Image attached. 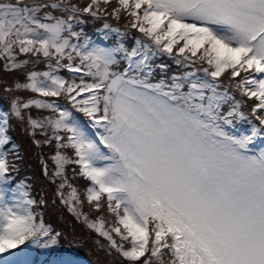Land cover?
Wrapping results in <instances>:
<instances>
[{
  "label": "snow or ice",
  "instance_id": "obj_1",
  "mask_svg": "<svg viewBox=\"0 0 264 264\" xmlns=\"http://www.w3.org/2000/svg\"><path fill=\"white\" fill-rule=\"evenodd\" d=\"M85 14L113 44L76 30ZM163 55L184 71L155 79ZM0 61L23 73L0 112V254L61 236L12 175L15 117L55 141L57 196L121 264H264V0H0Z\"/></svg>",
  "mask_w": 264,
  "mask_h": 264
},
{
  "label": "rangeland",
  "instance_id": "obj_2",
  "mask_svg": "<svg viewBox=\"0 0 264 264\" xmlns=\"http://www.w3.org/2000/svg\"><path fill=\"white\" fill-rule=\"evenodd\" d=\"M108 23H110L113 27H120L122 31L124 30V21L117 23L116 21L112 20L111 22L108 21ZM129 33L135 34V36L139 35L138 33L135 32V30H130ZM111 35L115 36V34H111ZM132 39H135V37ZM104 45L108 46V44L107 45L104 44ZM41 66L43 67V65ZM41 66L38 65V68L43 69L41 68ZM61 75H65V74H61ZM17 78L23 79V73L19 70L11 71V72L4 71L3 61H0V89L4 91L5 84L11 85L13 81ZM23 93H16V94L22 95ZM3 95L4 93H0V98ZM6 95L8 97H11V94L9 93H6ZM8 109H9V106L7 107V104L5 102H0V112L7 111ZM29 111H31V114L34 118L42 116V115L43 116L49 115V114H41L39 113L38 110H32V108ZM32 132L33 130L30 129V127L28 126L26 119L24 121H20V120L14 121L13 117L10 119V124H9V128L7 131V135L11 139H10L9 144L6 145L7 147L5 149L11 150V146L15 144L14 140L12 139L13 134L15 138L17 139L16 141L19 142L22 140L17 145V149L15 150V152H11V154H12V157L14 158V163L16 164V167H18L17 169L23 171L24 174H26V168H24V164H26V162H24L25 161L24 155L27 156L28 150L30 148L27 146V142L29 141L31 143L28 136H30ZM74 175H75V182L72 181V184L75 187H77V189H80L79 191L81 193V198H83V190L86 187H84L83 185V187L80 188L78 185V183H80L78 180V176L76 175V173ZM65 192H67V189H65ZM57 200H60L59 196H57L56 199H54V197H51L48 201L45 202V205L48 208L44 211V214L46 215H42V216L44 219L47 218L48 216H52V214L56 216L53 221L63 228V232H61L62 237H63L62 239L63 250L62 251L63 253L70 254V256L67 259L62 258L60 259V261L58 260L52 263L50 262L40 263L38 261L37 263H32V264H60V262H62L61 264H71L74 262H79L76 258H73L71 256V254H76L79 252L83 253V255L82 256H79L78 254L76 255L78 257L85 258L86 264H121V259L115 253L114 250L112 254L109 255L107 251L105 250V248L101 247V245H107V241L105 240V238L102 236H99L93 230L88 229L82 221H78L75 218V216L68 211V208L66 205H59V204L55 205V201ZM83 210L85 212H89V206L86 201L84 203ZM94 215H99V214L95 212L90 213V216L92 218H95ZM46 225L48 224L46 223ZM71 245L75 247L76 249L75 251H73V248L68 247ZM20 247H24L26 249L28 256L30 255V253H33V250L35 249L34 244H28L27 246H20ZM22 262L24 264H31L30 259L26 258L24 256V252H22L21 250H19L18 253L15 252V250H12L10 253L0 254V264H21ZM81 264H85V263L81 262Z\"/></svg>",
  "mask_w": 264,
  "mask_h": 264
},
{
  "label": "trees",
  "instance_id": "obj_3",
  "mask_svg": "<svg viewBox=\"0 0 264 264\" xmlns=\"http://www.w3.org/2000/svg\"><path fill=\"white\" fill-rule=\"evenodd\" d=\"M81 19L83 20V23L81 25H79L78 27H76V30L79 31L81 30V28L83 29L84 33L86 35H96V30L97 29H102L103 23H104V19H94L90 16H88L87 14H85V16H82ZM109 22H111V19H108ZM129 39V38H128ZM110 41L114 42L113 40V36L110 37ZM41 66V65H40ZM41 68H43L41 66ZM182 68L177 69V72L181 71ZM170 69L167 68V71L164 72L165 75H169ZM61 74H65L67 76V78H70V74L66 73L65 71H62ZM0 93H4V95L0 98V102H5L7 105H10V99L11 97H8L6 95V93L0 89ZM22 95L24 96H29V95H34L32 93L29 92H25ZM237 98L239 97V94L237 93ZM52 99V98H49ZM62 99V98H60ZM6 100V101H5ZM63 103H65V101L62 99ZM251 103L250 101H248L247 103V107H245L243 110L246 113H250V108H251ZM69 107H71L69 105ZM32 110H38L39 113L41 114H50L47 110H39L36 108H32ZM73 111L75 112V110L73 109ZM31 114V111H29ZM32 115V114H31ZM76 115H78L80 118H86L84 117L83 113H76ZM34 118V117H33ZM14 121H17L18 119L13 117ZM43 130L42 129H36L35 130V134L33 135V132L30 136H28L29 140L31 141V143L28 141L27 139V146L30 147L27 153V156L24 155V162H26V164H24V168H26V174H24L23 171L17 169V171L13 172L12 175L15 178L16 182H20V181H24V183L26 185H29V191H30V195L32 198H34L37 202H39L41 199H43L44 203L43 204H39L38 203V207L35 208V210L39 213H41L42 215H46L44 214V211L48 208L45 205V202L48 201L51 197H54V199L57 198L56 192H57V185L59 183V179H57L56 183H53L51 176L52 173L55 171V166L53 161L51 160V156L54 154L55 150H56V144L55 141H52L49 144H44L43 140L46 138L45 135L42 134ZM13 134V133H12ZM48 136L51 135V131L49 130L47 133ZM12 139L15 142V145H18L21 141H16L17 139L15 138L14 134L12 135ZM35 140H39L41 141V143L39 145H37L36 143H34ZM7 146H5L6 148ZM69 155H71V151L69 150L68 152ZM8 159L10 161L14 162V158L12 157V154L10 152V155L8 156ZM45 165H47V169H48V175L46 176L44 173V168ZM18 168V167H16ZM79 168L75 165H66L65 167V173L69 178V182L72 183V181L75 182V173H78ZM78 176V180L79 182L82 180V177ZM46 182V184H45ZM79 187L82 188L83 186L78 183ZM80 190V189H78ZM48 195V196H47ZM64 205L61 203L60 200L55 201V205ZM96 215H94L95 217ZM55 215L52 214V216H48L47 218H43L44 223H48L49 225L52 226V228L56 231H59L60 233L63 232V228L60 227L57 223H55L53 220L55 219ZM67 232V231H66ZM95 232V231H94ZM62 234L58 240V242L56 243L57 246H61V242H62Z\"/></svg>",
  "mask_w": 264,
  "mask_h": 264
}]
</instances>
